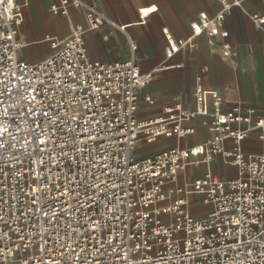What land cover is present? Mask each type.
I'll return each mask as SVG.
<instances>
[{"label":"built area","instance_id":"obj_1","mask_svg":"<svg viewBox=\"0 0 264 264\" xmlns=\"http://www.w3.org/2000/svg\"><path fill=\"white\" fill-rule=\"evenodd\" d=\"M27 2L0 0V92L8 93L0 95V100L4 101L0 104V114L7 108L11 116H17L19 125L8 124L11 135L5 138L11 147L0 146V156L4 157L0 160L3 170L0 178L6 181L0 216L8 221L7 226L0 221V228L5 232L0 242V264H66V257L76 255L81 261L87 257V264H264V147L261 153H256L246 151L243 146L248 139L264 145V115L247 105L225 110L222 95L204 87L203 80L209 71L206 65L200 68L196 78L194 108L186 110L176 105L165 110L163 118L140 120L139 93L151 85L155 71L141 67L140 45L128 35V26L112 21L91 0H58L51 6L54 15L68 17L71 11L83 12L85 23L74 25L70 35L63 39L52 38L54 53L46 60L27 62L20 58V52L26 47L20 32ZM242 2L219 0L221 10L215 15L200 13L198 21L191 26L192 36L186 40H176L164 29L168 41L166 59L195 48L194 39L199 36H206L211 48L220 46L222 56L233 58L234 49L227 40L229 32L224 28V21ZM251 21L257 31L264 30V15H253ZM105 26L128 37L130 54L126 61L106 64L91 58L86 36ZM67 72L79 74L93 85L91 88L84 85L87 95L78 85H72L77 89L76 100L68 111L91 120L93 113L84 108V103L96 109L95 119L100 123L93 125L99 133L97 142L91 144L93 162L106 158L112 165L110 178L116 184L111 186L110 194L116 193L122 198L114 207L109 205L120 216L121 223L109 214L105 227L106 231L111 228L108 239L117 237L114 243L118 246L114 249L97 251L88 243L86 251L81 252L71 240H67L69 246L64 247L65 240L57 235L63 228L54 231L47 217L40 213L33 215L39 205L30 210L31 201L24 194L27 192L24 176L30 168L36 172L41 169L39 155L34 151L35 141L25 135L29 125L33 128L35 125L20 120L18 114L29 106L32 96L37 101L41 99L32 88L43 90L47 86L42 93L45 104L49 99L53 104L61 102V96L71 100L72 93L60 83L65 80L71 84ZM53 84L58 88L54 90ZM18 88H22L19 93ZM147 101L153 103L151 98ZM196 120L211 133L204 142L190 148L172 147L152 157L135 158L138 142L152 145L162 137H190L197 130L187 125ZM69 124L76 128L71 119ZM101 127L105 131H100ZM218 157L224 166L236 168L235 177L222 179L208 168L203 177L180 183L181 176L191 165L210 164ZM44 159L47 161L48 157ZM88 159L90 157H85L82 161L85 166ZM122 181L126 192L117 187ZM22 184L25 185L23 191ZM172 193L174 198L170 199ZM111 199L115 201L116 196ZM54 207L57 212L61 210L59 203ZM196 207L206 209L195 213L193 208ZM47 211L51 213L52 208ZM75 215L79 217L81 213ZM54 219H58L60 225L65 224L63 219ZM103 242L107 244L108 240ZM125 255L128 260L122 259ZM72 264L79 262L73 259Z\"/></svg>","mask_w":264,"mask_h":264},{"label":"crops","instance_id":"obj_2","mask_svg":"<svg viewBox=\"0 0 264 264\" xmlns=\"http://www.w3.org/2000/svg\"><path fill=\"white\" fill-rule=\"evenodd\" d=\"M96 7L115 23L128 26V35L140 45L141 67L155 71L151 85L139 93L138 118L154 121L166 116L165 110L181 105L189 110L195 106L194 87L200 68L209 71L203 84L218 91L225 102L224 109L235 105L252 106L264 115V30L257 31L251 17L264 15V0H243L234 7L224 21L228 42L234 49L233 58L222 56L221 47L211 48L206 36L196 37L197 46L185 53L166 59L168 41L163 33L169 30L176 40L192 36V24L204 11L215 15L221 10L219 0H91ZM58 0H28L21 37L26 47L20 52L24 61L39 62L54 53L52 38L63 39L70 35L76 24L85 23L83 12L71 11L70 16H56L51 6ZM93 60L106 64L126 61L130 54L128 37L105 26L86 36ZM151 98L150 104L147 99ZM197 132L184 139L159 138L154 144L137 143V159L155 156L172 147L190 148L204 142L211 133L201 126L200 120L187 125ZM246 151L261 153L264 145L255 139L244 141ZM208 168L222 179L233 178L237 170L224 166L221 158L210 164L191 165L181 176L180 183L201 178ZM231 170V173L229 174ZM229 175L233 177H227ZM204 208V207H201ZM201 209L195 208L194 212Z\"/></svg>","mask_w":264,"mask_h":264},{"label":"snow or ice","instance_id":"obj_3","mask_svg":"<svg viewBox=\"0 0 264 264\" xmlns=\"http://www.w3.org/2000/svg\"><path fill=\"white\" fill-rule=\"evenodd\" d=\"M66 75L71 84L65 80H61L60 83L72 93L71 100L61 96V102L53 104L49 99V102L45 104L42 93L47 90V86L43 90L39 87L32 88V91L40 95L41 99L37 101L36 97L32 96L28 102L29 106L25 107L21 114H18L20 120L31 121L35 125L34 128L29 125L25 130V135L32 136L35 141L34 151L39 155L38 167L41 169V172H36L30 168L27 175L24 176L27 187V192L24 194L31 201L30 210L33 206L39 205L32 212L33 215L40 213L47 217V222L54 231L63 228V232L57 231V235L60 239L65 240L64 247H68L67 240H71L72 244L79 247L81 252L86 251L88 243L96 247L97 251L100 248L114 249L118 246L117 243H114L117 241V237L112 236L108 239L111 228L106 231L105 227L109 214L118 223H121L120 216L113 211V207L117 202H122V198L116 193L110 194L111 186L116 184V181L110 178L112 165L106 162V158H102L99 163L93 162L95 158L91 144H95L99 139V133L95 131L93 125L100 123L95 119L96 109L89 103H84V108L93 113L91 120L85 116L76 117L68 111V107L76 100L77 89L72 85H78L84 95H87L88 91L84 85L87 84L89 88L93 85L82 79L79 74L67 72ZM6 87L7 85H5ZM51 87L55 90L58 85L53 84ZM21 91L22 88L17 89L18 93ZM96 91L99 92V89ZM0 95L7 96L8 93L0 92ZM2 103L4 101L0 100V104ZM69 119L75 123V129L69 124ZM9 123L19 127L17 116H11L5 108L4 112L0 114V128H3V133H0V146L5 148L11 147L5 138L7 135H11L8 129ZM36 129H39V132H36ZM100 131H105V129L101 127ZM58 133L59 135H57ZM41 137L46 138L41 139ZM26 143L31 145L32 141H26ZM45 156L48 157L47 161L44 159ZM85 157H90L86 162L87 166L82 163ZM29 158L31 159V154H29ZM3 159L4 157L0 156V160ZM0 171L3 170L0 169ZM90 177L91 179H89ZM5 185V179L0 178V203L4 201ZM24 187L25 185L22 184V191ZM117 187L126 192V189L123 188V181ZM111 196H116V200L113 201ZM56 203L61 205L59 212L54 207ZM109 205L113 207H109ZM49 207L52 208L51 213L47 211ZM100 209L107 211H100ZM76 213H81V216L77 217ZM23 215L27 216V213ZM54 218L63 219L65 224L60 225L58 219ZM0 221H3L7 226L8 221L4 220L3 216H0ZM80 229H83V232ZM4 235V229L0 228V242L3 241ZM105 239L108 240L107 244L103 242ZM53 242L56 243L55 240ZM45 243H47L46 240ZM73 251L75 252V248ZM73 259L79 264H87V257L81 261L79 255L74 258L66 257V264H72ZM122 259L128 260V256L125 255Z\"/></svg>","mask_w":264,"mask_h":264},{"label":"rangeland","instance_id":"obj_4","mask_svg":"<svg viewBox=\"0 0 264 264\" xmlns=\"http://www.w3.org/2000/svg\"><path fill=\"white\" fill-rule=\"evenodd\" d=\"M231 170L232 169H230V172H229V174L231 173ZM228 174V176L227 177H233V176H231V175H229ZM236 176V175H235ZM201 210L200 211H196L195 213H198V212H202V211H204L206 208H201V207H199Z\"/></svg>","mask_w":264,"mask_h":264},{"label":"bare ground","instance_id":"obj_5","mask_svg":"<svg viewBox=\"0 0 264 264\" xmlns=\"http://www.w3.org/2000/svg\"><path fill=\"white\" fill-rule=\"evenodd\" d=\"M199 164H201V163H199ZM173 198H174V195L172 193V195H170V199H173ZM196 208H198V207H196ZM204 208H206V207H204ZM193 209H195V208H193Z\"/></svg>","mask_w":264,"mask_h":264}]
</instances>
